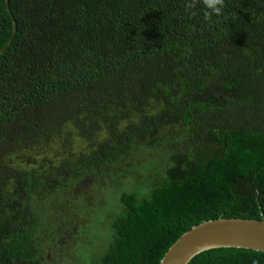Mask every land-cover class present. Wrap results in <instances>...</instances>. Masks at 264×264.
<instances>
[{
	"label": "trees",
	"instance_id": "obj_1",
	"mask_svg": "<svg viewBox=\"0 0 264 264\" xmlns=\"http://www.w3.org/2000/svg\"><path fill=\"white\" fill-rule=\"evenodd\" d=\"M188 2L0 0V264H57L45 251L92 215L94 264H160L205 220H264V0L210 20Z\"/></svg>",
	"mask_w": 264,
	"mask_h": 264
},
{
	"label": "water",
	"instance_id": "obj_2",
	"mask_svg": "<svg viewBox=\"0 0 264 264\" xmlns=\"http://www.w3.org/2000/svg\"><path fill=\"white\" fill-rule=\"evenodd\" d=\"M224 247L264 252V220L230 217L205 220L186 231L170 247L160 264H189L204 251Z\"/></svg>",
	"mask_w": 264,
	"mask_h": 264
},
{
	"label": "rangeland",
	"instance_id": "obj_3",
	"mask_svg": "<svg viewBox=\"0 0 264 264\" xmlns=\"http://www.w3.org/2000/svg\"><path fill=\"white\" fill-rule=\"evenodd\" d=\"M94 188H87V191L83 193V195H87V198L84 201H77V204L80 206L78 212L85 203H89L88 197H94V202L97 198V202L99 205L103 203L101 193L99 197L97 192L98 189ZM92 213L93 211L91 209H88L87 211L80 213L79 217L81 216V219H84L85 217H89V215ZM92 216L93 217H91V220L88 221L87 224H84L87 229H82L83 232H78L79 225H75L71 228L74 231V235L71 236V234L67 232L62 238L56 239V243L54 244L52 249L45 251L46 257H48L49 259H56L58 262L57 264H94V261L90 257H86L83 260V258L86 256L85 253H87V255L89 256H92L90 255V253H88V251H86L84 242L90 238L93 239L95 235L104 238L103 236L105 234V231L102 230V225H100L101 222L96 220V218L94 217L95 215ZM84 232L86 234L88 233L89 236L86 237V234H84ZM62 251L64 252L61 253Z\"/></svg>",
	"mask_w": 264,
	"mask_h": 264
},
{
	"label": "clouds",
	"instance_id": "obj_4",
	"mask_svg": "<svg viewBox=\"0 0 264 264\" xmlns=\"http://www.w3.org/2000/svg\"><path fill=\"white\" fill-rule=\"evenodd\" d=\"M197 2L202 4L205 20H210L214 15H221L225 8V0H189L186 4V11L195 8Z\"/></svg>",
	"mask_w": 264,
	"mask_h": 264
}]
</instances>
